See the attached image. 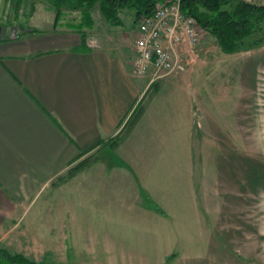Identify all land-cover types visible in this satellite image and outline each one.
I'll return each instance as SVG.
<instances>
[{
    "label": "rangeland",
    "instance_id": "obj_1",
    "mask_svg": "<svg viewBox=\"0 0 264 264\" xmlns=\"http://www.w3.org/2000/svg\"><path fill=\"white\" fill-rule=\"evenodd\" d=\"M125 11L131 10L120 11L117 25L98 3L89 18L64 8L60 21L77 20L129 53L138 27ZM53 15L47 0H22L18 9L0 0V25L15 35L26 28L42 34ZM199 34L189 50L205 52L202 99L212 104L198 106L201 115L194 108L191 137L169 139L141 123L120 143L96 148L83 168L66 171L48 189L68 202L59 220L63 245L41 247L30 230L14 232L16 254L42 264H264V45L225 54L212 36L201 28ZM184 72L153 80L145 101L155 92L192 98L195 92L167 84Z\"/></svg>",
    "mask_w": 264,
    "mask_h": 264
},
{
    "label": "crops",
    "instance_id": "obj_2",
    "mask_svg": "<svg viewBox=\"0 0 264 264\" xmlns=\"http://www.w3.org/2000/svg\"><path fill=\"white\" fill-rule=\"evenodd\" d=\"M32 29L14 36L7 31L0 41V248L11 254L19 246V238H9L14 232L24 236L30 230L41 247L50 241L63 245L59 220L68 202L49 196L48 189L102 141L120 137V143L141 123L169 139H189L194 108L212 104L202 99V49L182 45L185 72L167 83L195 92L194 101L191 93L175 100L156 98L159 92L145 101L153 81L134 73V43L126 46L130 56L77 20L55 28L52 20L42 34ZM179 79L185 83L176 84Z\"/></svg>",
    "mask_w": 264,
    "mask_h": 264
},
{
    "label": "trees",
    "instance_id": "obj_3",
    "mask_svg": "<svg viewBox=\"0 0 264 264\" xmlns=\"http://www.w3.org/2000/svg\"><path fill=\"white\" fill-rule=\"evenodd\" d=\"M54 11L53 27L59 25L64 8L71 11L80 10L89 18V11L98 3L100 13L109 23L117 25L118 14L127 9L133 12V22L137 24L142 18L153 13L160 2L170 0H47ZM14 8H19L22 0H11ZM181 13L194 18L198 26L212 36L221 52L232 54L239 50L264 45V5L246 0H180ZM32 11V7H31ZM90 23V22H89ZM0 26L10 27L9 24ZM85 26L79 24V27ZM31 32H38L32 29ZM136 114L131 120H134ZM132 123V122H131ZM120 137L100 143V147L118 144ZM84 167L80 161L67 170L66 175ZM62 179V178H60ZM58 179V180H60ZM0 264H42L30 261L20 254H11L0 248Z\"/></svg>",
    "mask_w": 264,
    "mask_h": 264
},
{
    "label": "built area",
    "instance_id": "obj_4",
    "mask_svg": "<svg viewBox=\"0 0 264 264\" xmlns=\"http://www.w3.org/2000/svg\"><path fill=\"white\" fill-rule=\"evenodd\" d=\"M132 68L137 75L152 73L151 81L185 70L180 47L199 42L200 28L193 17L181 13L180 0L161 2L137 24Z\"/></svg>",
    "mask_w": 264,
    "mask_h": 264
},
{
    "label": "water",
    "instance_id": "obj_5",
    "mask_svg": "<svg viewBox=\"0 0 264 264\" xmlns=\"http://www.w3.org/2000/svg\"><path fill=\"white\" fill-rule=\"evenodd\" d=\"M7 31H8V35L14 36L13 27L0 26V41H3L5 39V35Z\"/></svg>",
    "mask_w": 264,
    "mask_h": 264
}]
</instances>
